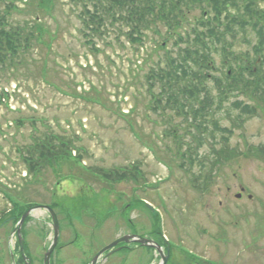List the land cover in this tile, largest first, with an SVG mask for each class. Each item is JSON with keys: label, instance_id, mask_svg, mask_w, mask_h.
<instances>
[{"label": "rangeland", "instance_id": "1", "mask_svg": "<svg viewBox=\"0 0 264 264\" xmlns=\"http://www.w3.org/2000/svg\"><path fill=\"white\" fill-rule=\"evenodd\" d=\"M28 2H16L21 11L14 19L22 25L35 20V8ZM75 8L69 0H55L53 11L40 13L37 19L42 17L48 34L35 41L20 70L0 75V92L7 88L0 106V264H14L11 252L18 247L12 233L24 203L53 205L59 214L62 243L53 254L54 264H89L102 248L131 233L160 244L168 254L166 264H264V156L256 151L264 145V110L258 108L239 125L233 122L239 115L232 106L236 97L224 103L232 111L224 110L216 119L232 134L223 131L207 140L199 154L221 148L225 136L230 151L238 154L214 171L205 191L195 189L189 180L200 168L188 161L180 166L174 157L177 146L164 133L169 117L178 125L184 121L169 109L165 116L151 109L146 79L168 51L176 54L185 46L174 44L178 37L170 38L162 27L148 30L143 46L133 44L127 29L116 23L109 25L106 36L96 38L98 50H91ZM199 16L200 10L192 13L191 26ZM164 39L169 41L162 50L158 43ZM237 51L253 49L243 44ZM215 61L223 70L218 55ZM221 70L214 74L220 76ZM160 91L157 84L152 93L158 96ZM239 98L254 104L246 95ZM185 130L180 133L186 139L190 135ZM51 132L71 140L73 157L81 159L66 156L37 176L31 174L23 148L33 144V136ZM131 164L143 174L138 183L129 177L112 184L92 170L131 169ZM137 193L158 209L172 245L161 239L151 212L134 200ZM24 233L36 264H44V248L53 238L49 213L34 211ZM103 257L99 264L161 262L148 246Z\"/></svg>", "mask_w": 264, "mask_h": 264}, {"label": "trees", "instance_id": "2", "mask_svg": "<svg viewBox=\"0 0 264 264\" xmlns=\"http://www.w3.org/2000/svg\"><path fill=\"white\" fill-rule=\"evenodd\" d=\"M17 1L24 0H0L2 76L20 70V65L32 52L35 41L38 42L48 34L47 28L42 24V17L41 21L37 18L40 13L44 14L49 12L48 9L53 11L55 8V0H28V4L35 8V20H25L22 25L14 19V14L21 11ZM69 1L76 6L75 11L80 9L77 13L82 25L80 31L91 50H98L96 38L106 36L109 25L114 26L116 23L127 29L125 35L133 44L143 46L147 31L162 27L170 38L173 35L178 37L174 44L182 43L185 46H180L176 54L173 50L168 51L146 75L149 92L153 96L150 107L160 115L163 111L162 116L169 109L184 118L183 121L187 124L185 131L191 135L190 138L185 139V135H181L178 124L172 118L167 120L170 127L164 133L177 146L175 158H179L182 163L186 158L190 159L193 161L191 166L195 164L200 168L199 174L192 179L194 188L206 190L212 182L214 171L228 162L234 154H238L237 150L235 153L230 151L229 136H225L226 142L222 143L221 148L213 146L203 154H199V149L195 146L196 143L203 146L207 140L217 139L223 131L232 134L231 129L222 128L220 120L216 119L217 114L224 110L228 113L232 111L230 107L225 108L224 103L236 97L232 106L235 111H239V115L235 116L233 122L239 125L255 116L258 108L264 110V0ZM197 10H200V16L194 18L191 26V15ZM52 37L53 35L47 41L49 47L53 42ZM168 41L164 39L158 43V47L165 50ZM243 44L251 46L253 52L237 51ZM215 55L221 58L223 69L218 77L214 72L220 70L221 66L216 65ZM260 57L262 63L258 64ZM210 82L214 85L210 86ZM157 84L161 87L158 96L152 93ZM242 95L248 96L254 104L240 99ZM3 99L4 94L0 92V106L5 104ZM33 141V144L23 148L22 157L29 172L36 176L48 165L71 154L72 141L52 132L33 136ZM256 151L259 156H264V145L256 148ZM136 168L137 166L127 168L125 171L104 168L93 170L116 183L129 177L136 178ZM154 219L159 230L160 219L157 215Z\"/></svg>", "mask_w": 264, "mask_h": 264}, {"label": "water", "instance_id": "3", "mask_svg": "<svg viewBox=\"0 0 264 264\" xmlns=\"http://www.w3.org/2000/svg\"><path fill=\"white\" fill-rule=\"evenodd\" d=\"M241 194H238L237 197H240ZM251 198V196H250ZM36 209H46L49 211V213L51 214L52 220H53V230H54V238H53V242L52 245L50 246V248L48 249V251L45 253V264H50V260H51V255L56 247V245L58 244L59 241V236H60V225H59V220L57 218L56 213L53 211V209H51L49 206H36V207H30L28 208L22 215V217L20 218L15 230L13 231L14 235L15 233L18 234V238H19V243H20V250L22 253H24L23 247H24V238H23V226L24 223L26 221V219L33 213L34 210ZM131 242H139L143 245H148V246H154L159 253L161 254V256L163 257L162 262L160 264H166L168 257L164 255L161 247L156 244L154 241L142 237V236H137V235H132V234H128V235H124L122 237H119L118 239H116L114 242H112L111 244L107 245L106 247H104L101 251H99V253L94 257V259L92 260L91 264H97L99 261V258L107 251L112 250L114 247L126 243L129 244ZM121 249V247H117L114 250L111 251V253L119 251ZM12 255V260L13 263H15L14 260V256L13 253L11 252Z\"/></svg>", "mask_w": 264, "mask_h": 264}, {"label": "flooded vegetation", "instance_id": "4", "mask_svg": "<svg viewBox=\"0 0 264 264\" xmlns=\"http://www.w3.org/2000/svg\"><path fill=\"white\" fill-rule=\"evenodd\" d=\"M27 262L30 263V264H36L37 259L35 258L33 253L29 252V254H27V259L26 260L24 259L23 256H21V254H17V264H27ZM51 263L54 264L53 263V258L51 259Z\"/></svg>", "mask_w": 264, "mask_h": 264}]
</instances>
